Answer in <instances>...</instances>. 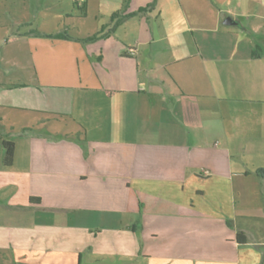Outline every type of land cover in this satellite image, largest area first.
I'll list each match as a JSON object with an SVG mask.
<instances>
[{
	"label": "crops",
	"instance_id": "0c3cea01",
	"mask_svg": "<svg viewBox=\"0 0 264 264\" xmlns=\"http://www.w3.org/2000/svg\"><path fill=\"white\" fill-rule=\"evenodd\" d=\"M151 3L3 48V264H264V0Z\"/></svg>",
	"mask_w": 264,
	"mask_h": 264
},
{
	"label": "rangeland",
	"instance_id": "374dc122",
	"mask_svg": "<svg viewBox=\"0 0 264 264\" xmlns=\"http://www.w3.org/2000/svg\"><path fill=\"white\" fill-rule=\"evenodd\" d=\"M79 4L85 0H78ZM94 1V9L81 15V8L72 9V0H0V57L3 48L14 39L24 37L44 36V32H64L66 26L82 27L81 21L93 19L98 5L102 12L112 9L118 0H90ZM128 2V0H127ZM107 9V10H106ZM79 18L64 15L65 12ZM29 20L27 24H20L21 20ZM76 29V28H75ZM13 39V40H12ZM4 66V65H2ZM0 66L1 71L6 70ZM0 264L3 262L0 261ZM9 264V263H8Z\"/></svg>",
	"mask_w": 264,
	"mask_h": 264
},
{
	"label": "trees",
	"instance_id": "16d2710c",
	"mask_svg": "<svg viewBox=\"0 0 264 264\" xmlns=\"http://www.w3.org/2000/svg\"><path fill=\"white\" fill-rule=\"evenodd\" d=\"M126 3H127V0H124L123 8L120 10H117L111 14L108 29L104 30V28L102 27L98 32H96L90 36H87V37L83 38L82 40L86 41V42H91V41H95L99 38H102L105 35H107L108 33L115 30V28H117L126 18L137 15V14L144 13L149 8L152 7V3H151V4L147 5L146 7H141L136 11L126 13L125 12ZM80 8L82 9L81 15H84L86 13L85 4L83 3L80 6ZM50 36L56 37V38H62V37L65 38L66 34H65V32H59V33H55V34L50 35ZM259 51H260V47L258 45H256L254 50H253V55H258ZM2 144H3V148H4L3 162L5 165H11L12 161H13L14 144L12 141L5 140V139H2ZM237 240L239 243L245 242V237L241 231L237 232Z\"/></svg>",
	"mask_w": 264,
	"mask_h": 264
},
{
	"label": "water",
	"instance_id": "95a60500",
	"mask_svg": "<svg viewBox=\"0 0 264 264\" xmlns=\"http://www.w3.org/2000/svg\"><path fill=\"white\" fill-rule=\"evenodd\" d=\"M225 24H232L234 21L230 17H226V19L223 21Z\"/></svg>",
	"mask_w": 264,
	"mask_h": 264
}]
</instances>
